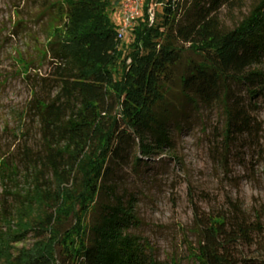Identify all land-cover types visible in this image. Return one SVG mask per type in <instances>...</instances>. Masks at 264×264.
Returning a JSON list of instances; mask_svg holds the SVG:
<instances>
[{"label":"trees","instance_id":"16d2710c","mask_svg":"<svg viewBox=\"0 0 264 264\" xmlns=\"http://www.w3.org/2000/svg\"><path fill=\"white\" fill-rule=\"evenodd\" d=\"M117 1L59 4V21L49 39L58 44L54 57L62 60L56 65L61 88L51 103L38 100L35 107L48 136L63 141L51 142L45 159L60 182L50 205L44 181L34 185L38 202L51 209L37 225L48 239L14 258L1 251L0 259L7 264H55L61 258L70 264H164L141 237L127 232L135 223L133 206L104 182L113 166L125 161L135 139L144 156L170 143L168 124L175 115L167 82L185 50L200 60L191 74L180 77V92L195 105L220 104L225 116L218 137L222 146L228 149L244 139L259 142L264 121L252 112L264 110V73L254 68L264 56V0L232 29L223 28L216 15L235 0H193L190 6L183 0H152L162 5V14L151 24L146 14L150 0H145V22L134 26V40L126 48H120L109 16ZM100 191L110 203L100 204L96 221L80 227ZM69 216L76 225L62 232L59 226ZM203 226L199 264H246L237 247L254 243L259 228L239 206L231 204L230 215L205 219ZM20 227L30 229L26 221ZM254 264H264V259Z\"/></svg>","mask_w":264,"mask_h":264},{"label":"rangeland","instance_id":"374dc122","mask_svg":"<svg viewBox=\"0 0 264 264\" xmlns=\"http://www.w3.org/2000/svg\"><path fill=\"white\" fill-rule=\"evenodd\" d=\"M62 1L0 0V255L3 251L12 258L48 239L47 231L37 225L51 209L38 202L34 185L38 179L44 181L43 194L50 205L60 182L45 159L49 144L63 141L48 136L35 106L38 100L51 103L61 88L56 65L62 60L54 57L58 44L49 36L58 24ZM183 1L190 6L193 0ZM258 1L235 0L220 7L216 18L223 28L232 29ZM122 2L118 0L109 11L115 27L121 22ZM152 8L154 18L161 19L162 5L152 3ZM142 21L141 15L119 39L120 48L134 40L132 30ZM199 60L185 50L171 68L166 93L175 115L168 124L170 143L144 156L135 139L125 161L113 166L104 184L113 186L124 203L132 204L135 223L127 232L141 237L164 264H199L204 220L230 215L231 204H236L259 228L254 243L237 247L246 264H254L264 259V130L258 143L244 139L228 149L222 146L218 137L225 116L220 104L195 105L180 92V77L191 74ZM254 68L264 73V56ZM237 91L244 95L241 88ZM252 115L263 123L261 107ZM110 201L100 191L80 227L96 221L100 204ZM25 221L30 229L22 231L19 225ZM74 225L75 218L69 216L59 228L64 232ZM16 233L20 235L12 236ZM0 264H7V259H0ZM55 264L70 263L61 258Z\"/></svg>","mask_w":264,"mask_h":264},{"label":"built area","instance_id":"2783aa9c","mask_svg":"<svg viewBox=\"0 0 264 264\" xmlns=\"http://www.w3.org/2000/svg\"><path fill=\"white\" fill-rule=\"evenodd\" d=\"M145 0H123L121 4V22L116 27V37L122 39L124 34L132 29L133 25L143 13ZM153 1L150 0L147 5V20L151 24L154 19L152 8Z\"/></svg>","mask_w":264,"mask_h":264}]
</instances>
